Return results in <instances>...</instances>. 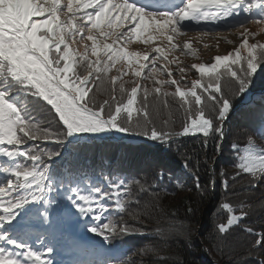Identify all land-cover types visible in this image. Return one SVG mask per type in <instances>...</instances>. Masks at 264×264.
<instances>
[{
  "label": "trees",
  "instance_id": "trees-1",
  "mask_svg": "<svg viewBox=\"0 0 264 264\" xmlns=\"http://www.w3.org/2000/svg\"><path fill=\"white\" fill-rule=\"evenodd\" d=\"M237 5L243 11L240 19L245 18V12L264 19V0H239ZM82 45V41L74 37L70 48L82 53ZM87 55L89 59H96L90 48ZM120 60L122 58L116 64ZM198 64L178 68L169 77L167 69L159 72L153 69L152 64L140 68V64L133 61L127 64L128 69L125 64L110 67L107 75H119L128 92L135 86L133 82L139 81L142 87L137 92V107L143 99V87H161L160 99H166L168 107H161L159 116L154 118L158 123L167 119L170 130L182 132L185 111L180 107V98L172 94L177 87L187 91L194 80L201 79L202 74L194 68ZM132 67L140 70L139 76L132 75ZM74 69L81 76L87 74L86 66L74 64ZM218 71L222 73V80L225 79L223 66ZM150 73L155 80H176L178 83L156 85ZM206 83L205 75L201 85ZM0 90L8 93L6 98L9 102L18 109L22 108V115L30 117L31 124L41 130L64 132L59 141L25 137L21 145L0 142V149L14 151L12 156L0 151V186L7 185L10 179L16 180L6 172L13 161L17 162L18 170H31L34 162L28 159L29 155L41 151L54 153L39 162L45 165L46 197L37 203H24L14 210V218L22 215L27 222L38 223L43 230L42 236L49 242L56 244L60 240L66 251L83 254L82 261L72 259L70 264H258L264 260V240L255 245V240L264 233V174L255 183L250 173L237 175L235 167L243 154L264 156V56L258 54L257 67L244 91L231 97L222 123L223 135L218 138L212 134L206 144L202 133H187L165 140L124 131L120 126L88 131L93 138L83 133L87 132L85 130L67 132L62 121L51 120L46 111L50 106L41 97L32 95L29 86L0 76ZM92 91L95 92V88ZM164 91L170 95L164 97ZM202 91V87L197 86V92ZM220 94L216 93L217 96ZM155 95L149 96L150 103H153ZM97 98H106L103 91L97 93ZM188 98L192 101L190 114L194 115V98L190 94ZM133 116H136L135 112ZM17 135L24 134L18 132ZM112 136L121 138L113 139ZM21 152L24 155H20ZM224 180L228 181L227 190L222 183ZM122 182L125 187L114 192L112 184ZM141 185L144 191H141ZM106 192L112 195V199L101 195ZM76 193L99 199L103 210L82 213ZM117 195L124 204L123 209L116 203ZM223 203L230 204L232 214L238 220L230 226L227 234H218L216 226L226 223L229 215L220 207ZM53 209L57 218L45 214ZM242 211L247 215L240 217ZM48 220L50 226H46ZM110 220L118 226L127 224L140 231L118 233L105 230L100 234L90 230L94 227L99 229L101 224ZM10 222L6 221L4 225L6 235L16 246L28 250L30 245L24 239L29 227H23L26 232L23 228L21 231L7 229L11 227ZM246 229H252V232ZM79 236L99 239L107 247L117 245L120 250L116 254L110 250L101 252L99 245L81 241Z\"/></svg>",
  "mask_w": 264,
  "mask_h": 264
},
{
  "label": "snow or ice",
  "instance_id": "snow-or-ice-1",
  "mask_svg": "<svg viewBox=\"0 0 264 264\" xmlns=\"http://www.w3.org/2000/svg\"><path fill=\"white\" fill-rule=\"evenodd\" d=\"M238 2L239 0H187L183 7L173 12L155 13L137 6L133 0L131 2L129 0H66V3H62L61 0H0V76L29 86L32 95L41 97L50 106L46 111L51 116V120L62 121L63 125L67 126V132L95 131L105 126H120L124 131L165 140L187 133H202L206 144L212 134L218 138L223 135L222 123L230 107L231 97L244 91L252 72L257 67L258 54L264 56V43H247L249 35H254L253 33H249L247 29L241 32V44L227 55L216 56L212 64L194 65L202 76L201 79L194 80L187 91H182L180 87L176 88L172 95L180 98V107L184 109L186 115L182 132L170 130L169 120L165 119L158 123L154 118L159 116L161 107L164 109L168 107V101L160 99L161 87L151 89L143 87V99L139 101L137 107V92L142 87L139 81H134L135 86L128 92L119 75L109 77L107 73L110 67L116 66L118 58L126 60L129 56L139 55L128 52L124 47H115L117 41L134 38L138 29L143 32L163 34L165 29L170 28V31L175 33L179 20L202 11V19L214 17L218 12L210 13L204 9L206 7L218 9L220 6ZM81 9H91V11H83L80 14ZM224 15L227 13L225 12ZM124 27H127V30L121 31L120 29ZM98 36L110 39L111 43H98ZM74 37L85 41L82 45L84 49L82 53L70 48ZM145 39L151 41L153 35L149 34ZM167 39L171 41L172 37L168 36ZM86 41H91V45L89 46ZM89 47L91 55L96 59L88 58ZM184 48H188L187 43L184 44ZM241 49H244V54ZM155 51L161 53V48L157 47ZM100 53L103 55L101 56ZM147 55L145 53L144 57L147 58ZM155 63L156 60L153 59V66ZM74 64L86 66L87 74L83 76L77 74ZM221 65L225 77L223 80L222 73L218 71ZM144 67L146 65H140V68ZM131 71L133 76L140 75V70L135 67H132ZM168 75L171 77V71ZM205 75L207 83L201 85ZM150 77L155 80L151 73ZM167 83L178 82L155 80L156 85ZM109 84L111 87H108ZM197 86H201L203 91L198 93ZM92 88H95V92ZM101 91L106 97L103 100L97 98V93ZM152 93L156 95L153 103H150L149 96ZM216 93L221 94L217 96ZM189 94L194 98V115L190 114L192 101L188 98ZM7 95L6 91L0 90V142L21 145L25 142V137L43 141L62 139L64 132L41 130L35 124H31V118L22 115V108L18 109L15 104L9 102ZM169 95L168 92H163L164 97ZM18 132L24 135L18 136ZM0 151L8 156L14 154V151L7 149ZM19 154L24 155L22 152ZM53 154L41 151L29 155L28 159L34 162L31 170L28 168L11 170V175L16 177V180L10 179L7 185L0 186V208L3 209L0 212V221H11L15 209L29 201H39L46 197L48 189L44 184L45 165L39 162L45 156L50 157ZM235 167L238 170L237 175L241 172L250 173L256 183L260 175L264 174V156L251 157L246 154L240 157V163ZM221 175L224 173L221 172ZM222 183L227 190L228 181L224 180ZM124 187L123 182L119 185L112 184L114 192ZM144 190L141 185V191ZM73 192L75 193V189ZM101 195L112 199L109 192ZM76 199L81 202L79 208L82 213L94 210L99 213L103 210V206L98 202L99 199L79 193H76ZM116 203L120 209L124 208L119 195ZM220 207L226 209L229 215L226 223H219L216 226V231L218 234H227L238 217L232 214L233 208L230 204L223 203ZM244 215L247 213L242 211L240 217ZM90 230L100 234H104L105 230L118 231V233L140 231L128 227L127 224L118 226V223L111 220L109 223L101 224L99 229L94 227ZM246 231L252 232V229ZM0 239H4L2 234ZM261 240H264V233L255 240V245L260 244ZM23 255L31 258L34 264H48V261L35 251L27 250ZM0 264H20V261L0 249ZM258 264H264V260L259 261Z\"/></svg>",
  "mask_w": 264,
  "mask_h": 264
},
{
  "label": "rangeland",
  "instance_id": "rangeland-1",
  "mask_svg": "<svg viewBox=\"0 0 264 264\" xmlns=\"http://www.w3.org/2000/svg\"><path fill=\"white\" fill-rule=\"evenodd\" d=\"M61 2L66 3V0H61ZM129 2H131V0H129ZM133 2L148 12L159 13L173 12L175 9L183 7L184 3H187V0L162 2L133 0ZM83 11H91V9H81L79 10L80 14H82ZM204 11H208L210 13L218 12V15L202 19V11L191 17L179 20L177 24V31L175 33H172L170 28L165 29L163 34L143 32L138 29L134 38H125L117 41L115 47H124L130 53L139 54L138 56H129L126 60L122 58L118 64L120 66L125 64L128 69V65H130L133 61H137L140 65H149L152 64V60L155 59L156 63L155 66H153L154 70L162 72V70L167 69L168 71H171V73H174L178 68H187L188 66L193 67L194 63L210 65L214 62V58L216 56H224L229 52H232L241 44L242 37L240 33L245 29H247L249 33L254 34L249 35L247 41L248 44L255 43L256 40L264 42V21H259L260 18H256L254 15L247 12L244 13L245 18L240 19L243 11L239 8L237 3L228 6H220L218 9L215 7H206ZM225 12L227 15H224ZM120 30L126 31L127 27ZM149 34L153 35V39L151 41L145 39V37ZM84 35L86 36L87 33L85 32ZM168 36L172 37L171 41L167 39ZM86 42L89 46L92 43L91 41ZM104 42L111 43V40L100 38L98 36V43L103 44ZM82 43L84 44L85 41H82ZM185 43L188 44V48H184ZM72 45L74 46V42ZM157 47L161 48V53H157L155 51ZM241 52L244 54V49H241ZM145 53L148 54L147 58L144 57ZM161 56L164 58H161ZM106 127L107 126L99 128V130L104 131L106 130ZM97 132L103 133L100 131ZM86 134H88L91 138L94 137L89 134L88 131ZM112 138L117 139V137L113 136ZM244 155L246 154H243L242 156ZM14 168H17L16 161H13L9 165L6 172L11 174V170ZM1 170L2 167H0V172ZM37 202L38 201H36V203ZM2 211L3 209L0 208V212ZM55 211V209L48 210L45 214L47 216H55V218H57L58 215H55ZM2 224L3 226L1 227ZM6 224V221H0V234L4 236V239H0V249H3L8 254L15 256V258L20 261V264H34L31 258L23 255L25 251H21L19 248L15 249V242L11 241L6 235L7 231L4 226ZM8 224H11V227H7V229H16L17 231H21V228H25V226L29 227L27 231L28 234L25 238L29 243H31L28 250L41 254L42 257L48 261V264H69V261L72 258L77 257L78 253L69 252L64 249L65 244L62 241L59 240L56 244H54L49 242L44 236H41L43 230L39 228V224L27 222L22 215L14 218ZM50 224L51 222L48 220L46 226H50ZM24 228L23 230H25ZM29 231L32 232L29 233ZM79 239L84 241L88 240V238L81 236ZM91 240L95 243V245H99L101 247V252L110 250L111 253L116 254L120 249H117L116 246L107 247L106 244L99 239Z\"/></svg>",
  "mask_w": 264,
  "mask_h": 264
},
{
  "label": "water",
  "instance_id": "water-1",
  "mask_svg": "<svg viewBox=\"0 0 264 264\" xmlns=\"http://www.w3.org/2000/svg\"><path fill=\"white\" fill-rule=\"evenodd\" d=\"M46 102V101H45ZM183 136V135H182ZM119 138H121V137H117V139H119ZM141 139H144V140H146V141H151V142H153L152 140H149V139H147L146 137H142ZM162 141V140H161ZM161 141H157V142H161Z\"/></svg>",
  "mask_w": 264,
  "mask_h": 264
},
{
  "label": "bare ground",
  "instance_id": "bare-ground-1",
  "mask_svg": "<svg viewBox=\"0 0 264 264\" xmlns=\"http://www.w3.org/2000/svg\"><path fill=\"white\" fill-rule=\"evenodd\" d=\"M161 1H169V0H161Z\"/></svg>",
  "mask_w": 264,
  "mask_h": 264
}]
</instances>
